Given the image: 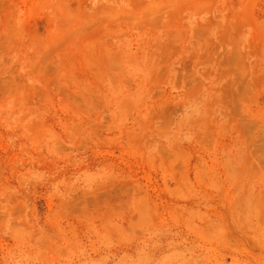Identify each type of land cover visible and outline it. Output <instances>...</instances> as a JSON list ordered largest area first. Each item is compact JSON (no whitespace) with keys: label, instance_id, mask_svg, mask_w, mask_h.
<instances>
[{"label":"rangeland","instance_id":"rangeland-1","mask_svg":"<svg viewBox=\"0 0 264 264\" xmlns=\"http://www.w3.org/2000/svg\"><path fill=\"white\" fill-rule=\"evenodd\" d=\"M0 264H264V0H0Z\"/></svg>","mask_w":264,"mask_h":264}]
</instances>
